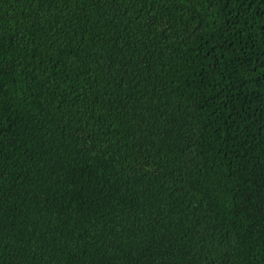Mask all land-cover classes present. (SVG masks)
I'll list each match as a JSON object with an SVG mask.
<instances>
[{
	"label": "trees",
	"instance_id": "16d2710c",
	"mask_svg": "<svg viewBox=\"0 0 264 264\" xmlns=\"http://www.w3.org/2000/svg\"><path fill=\"white\" fill-rule=\"evenodd\" d=\"M0 264H264V0H0Z\"/></svg>",
	"mask_w": 264,
	"mask_h": 264
}]
</instances>
